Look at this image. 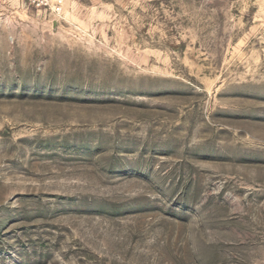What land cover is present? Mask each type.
I'll return each instance as SVG.
<instances>
[{
	"label": "rangeland",
	"instance_id": "374dc122",
	"mask_svg": "<svg viewBox=\"0 0 264 264\" xmlns=\"http://www.w3.org/2000/svg\"><path fill=\"white\" fill-rule=\"evenodd\" d=\"M0 0V264H264V0Z\"/></svg>",
	"mask_w": 264,
	"mask_h": 264
},
{
	"label": "built area",
	"instance_id": "2783aa9c",
	"mask_svg": "<svg viewBox=\"0 0 264 264\" xmlns=\"http://www.w3.org/2000/svg\"><path fill=\"white\" fill-rule=\"evenodd\" d=\"M30 3L34 4L36 7H42L44 9H50L56 14L60 13L61 0H29Z\"/></svg>",
	"mask_w": 264,
	"mask_h": 264
}]
</instances>
